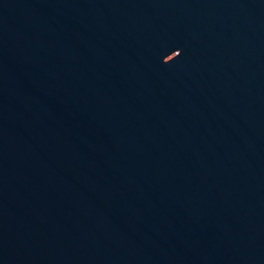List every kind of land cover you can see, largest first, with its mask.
<instances>
[{"label":"water","instance_id":"1","mask_svg":"<svg viewBox=\"0 0 264 264\" xmlns=\"http://www.w3.org/2000/svg\"><path fill=\"white\" fill-rule=\"evenodd\" d=\"M0 264H264V0H0Z\"/></svg>","mask_w":264,"mask_h":264}]
</instances>
